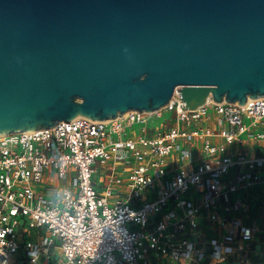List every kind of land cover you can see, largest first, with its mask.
Listing matches in <instances>:
<instances>
[{
    "label": "built area",
    "instance_id": "obj_1",
    "mask_svg": "<svg viewBox=\"0 0 264 264\" xmlns=\"http://www.w3.org/2000/svg\"><path fill=\"white\" fill-rule=\"evenodd\" d=\"M181 104L175 92L152 112L1 133L0 257L254 264L264 253L249 202L252 191L264 202V97ZM169 112L173 118L149 126ZM101 170L102 185L95 177Z\"/></svg>",
    "mask_w": 264,
    "mask_h": 264
},
{
    "label": "water",
    "instance_id": "obj_2",
    "mask_svg": "<svg viewBox=\"0 0 264 264\" xmlns=\"http://www.w3.org/2000/svg\"><path fill=\"white\" fill-rule=\"evenodd\" d=\"M264 97V0H0V134Z\"/></svg>",
    "mask_w": 264,
    "mask_h": 264
},
{
    "label": "rangeland",
    "instance_id": "obj_3",
    "mask_svg": "<svg viewBox=\"0 0 264 264\" xmlns=\"http://www.w3.org/2000/svg\"><path fill=\"white\" fill-rule=\"evenodd\" d=\"M173 117H174V113L169 112L163 117L156 119L154 121H151L149 123V126L159 125L161 122L164 121V119L173 118ZM141 126L142 125L137 124L135 128L140 132ZM238 147L241 148V145L236 143L231 146V149L233 151H236ZM121 170L122 168L119 171ZM95 177L98 180V184L102 185L105 181L106 174L104 170H101L95 175ZM249 202L251 203V206H250V213L252 216L251 223L257 226V228H259V232L261 233L262 239L264 241V202L262 201V192L260 191L250 192ZM43 258L44 256L40 257L39 263L42 262ZM251 262H253L254 264H264V253L259 254V255H254V257H252L251 259ZM0 264H24V263L19 261L17 256L9 255L7 258L0 257ZM220 264H240V263H238L236 259H232V260L220 263ZM241 264H244V263H241Z\"/></svg>",
    "mask_w": 264,
    "mask_h": 264
},
{
    "label": "crops",
    "instance_id": "obj_4",
    "mask_svg": "<svg viewBox=\"0 0 264 264\" xmlns=\"http://www.w3.org/2000/svg\"><path fill=\"white\" fill-rule=\"evenodd\" d=\"M248 147L250 148V150H247L249 153H255L256 147L254 145L248 144Z\"/></svg>",
    "mask_w": 264,
    "mask_h": 264
},
{
    "label": "trees",
    "instance_id": "obj_5",
    "mask_svg": "<svg viewBox=\"0 0 264 264\" xmlns=\"http://www.w3.org/2000/svg\"><path fill=\"white\" fill-rule=\"evenodd\" d=\"M17 258H18L19 260H22V258H23L22 254H21V253H18V254H17Z\"/></svg>",
    "mask_w": 264,
    "mask_h": 264
}]
</instances>
